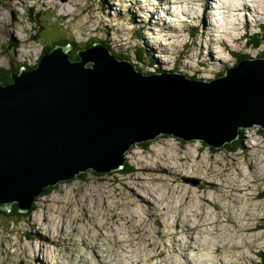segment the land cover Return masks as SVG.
I'll use <instances>...</instances> for the list:
<instances>
[{
  "label": "rangeland",
  "instance_id": "1",
  "mask_svg": "<svg viewBox=\"0 0 264 264\" xmlns=\"http://www.w3.org/2000/svg\"><path fill=\"white\" fill-rule=\"evenodd\" d=\"M68 1L0 0L2 73L35 68L59 41H71L63 44L71 53L102 42L144 75L165 70L204 83L264 57V0L258 21L250 7L229 17L220 0H72L69 13ZM237 130L229 142L237 143L214 150L161 133L132 144L116 170L60 182L37 197L29 220L0 217V264H261L264 129Z\"/></svg>",
  "mask_w": 264,
  "mask_h": 264
},
{
  "label": "water",
  "instance_id": "2",
  "mask_svg": "<svg viewBox=\"0 0 264 264\" xmlns=\"http://www.w3.org/2000/svg\"><path fill=\"white\" fill-rule=\"evenodd\" d=\"M78 55L59 45L0 84L1 209L17 202L28 211L46 187L90 168L116 170L132 144L161 133L219 147L239 127L264 129V57L204 83L144 75L100 42Z\"/></svg>",
  "mask_w": 264,
  "mask_h": 264
},
{
  "label": "trees",
  "instance_id": "3",
  "mask_svg": "<svg viewBox=\"0 0 264 264\" xmlns=\"http://www.w3.org/2000/svg\"><path fill=\"white\" fill-rule=\"evenodd\" d=\"M38 21V20H37ZM36 30L39 32L40 31V24H38V26L36 27ZM138 34H142V30H140L139 32H138ZM191 34H194V32L192 31V33ZM61 40V39H60ZM94 43V42H93ZM253 43V42H252ZM63 44H72V42L71 41H68V42H65V43H62V42H60L59 41V45H63ZM92 44V43H91ZM91 44H89V45H91ZM104 44V43H103ZM105 45V44H104ZM107 48H109L110 49V47L108 46V45H105ZM17 47V46H16ZM79 45L77 46V52H75V51H73L72 53L71 52H69V54L71 55V59L72 60H76V59H79V55H78V50H79ZM49 50H51V49H49L47 46H46V48L44 49V52H47V51H49ZM114 55H116V56H118L119 57V59L120 60H130L129 59V57L128 56H125V55H122V54H120V53H113ZM251 56L250 55H243V56H240L238 59L240 60V59H244V58H250ZM74 58V59H73ZM21 67L22 66H17L16 67V69H15V71H9L8 73H2V71H4V70H6V69H4V68H2L1 70H0V83L1 84H7L8 82H10V81H12V76H13V74H18V73H20V71H21ZM136 67H138L137 65H136ZM139 68V67H138ZM143 72H146V70H143V69H141ZM228 70V69H227ZM226 70V71H227ZM163 72H166L165 70L163 71ZM147 74H151L150 73V71H148V72H146ZM226 73V72H225ZM6 74V75H5ZM5 75V76H4ZM224 75V74H223ZM222 75V76H223ZM221 77V76H220ZM193 78H196V76H193ZM259 127V130L260 131H263L262 129H263V127H261V125H259L258 126ZM260 128H262V129H260ZM164 136H167V135H164ZM168 136H174V137H177V138H179V139H181L179 136H176V135H174V134H168ZM150 140H153V139H150ZM146 141V142H150V143H152L153 141ZM202 141V140H201ZM237 141L238 140H234V141H232V143L233 142H236L237 143ZM203 143H205L206 145H208L205 141H202ZM139 143V142H138ZM232 143H229V141L227 140L226 141V143L223 145V146H228V145H230V144H232ZM211 147H213V146H210V148ZM214 148H216V147H213V148H211V149H213L214 150ZM94 169H92V168H90V169H88V170H86V171H82V172H80V173H78L75 177H73L72 179H70V180H63L62 182H67V181H71V180H74V179H78V178H83L86 174H87V171H93ZM124 170V168H122V169H120V171L122 172ZM95 171V170H94ZM57 184H59V182L57 183ZM57 184H55V185H52V186H49V187H46L45 189H44V191H43V195H47V194H50L51 192H53V190H55V188H56V186H57ZM37 207H36V204H33V206L31 207V209L30 210H28V211H20V209H19V205H18V203L17 202H15V203H13L12 205H11V207L9 208V209H7V210H4V209H1V207H0V217H2V219H4V218H7V217H9L10 218V220H12V221H17V222H20L21 220H23V219H25L26 221L27 220H29L28 218H27V216H28V213H30V211H32V210H35ZM261 264H264V257L262 258V263Z\"/></svg>",
  "mask_w": 264,
  "mask_h": 264
},
{
  "label": "bare ground",
  "instance_id": "4",
  "mask_svg": "<svg viewBox=\"0 0 264 264\" xmlns=\"http://www.w3.org/2000/svg\"><path fill=\"white\" fill-rule=\"evenodd\" d=\"M71 1L72 0H69L67 3H63L62 4V9H64L66 12H68V6H69V4H71ZM167 2H169L170 0H166ZM195 1V0H194ZM229 1V2H228ZM252 1V0H251ZM251 1L250 0H238V2H240L239 4H238V2H234V3H232L231 2V0H220V2L218 3V7H219V9L220 8H222L223 9V11H222V13L224 12V13H226L227 12V10L226 9H229V12H230V14H229V17H235L236 18V16H235V13L236 12H238V11H244V9H246L247 7H250L252 10V13H251V15H253L254 14V16H255V19H256V21H258L260 18H261V15H262V4L260 3V1L259 0H253V4H251ZM26 2V1H25ZM176 2H178V0H176ZM226 2V3H225ZM134 4H138L137 2L135 3V2H133ZM159 4V3H158ZM157 4V5H158ZM238 4V5H237ZM156 5V6H157ZM198 5V4H197ZM220 5V6H219ZM146 6V5H145ZM190 6H192V5H190ZM202 6L203 7H205V4L203 3L202 4ZM158 7V6H157ZM217 7V8H218ZM139 8H140V10H143V7L142 6H139ZM159 8V7H158ZM186 9V8H185ZM70 12V11H69ZM68 12V13H69ZM221 12V11H220ZM219 12V13H220ZM74 13V12H73ZM147 13V12H146ZM183 13H185V15L187 16V17H189V18H192L193 16H194V14H193V16H192V14H191V12H189V11H183ZM221 14V13H220ZM134 15V14H133ZM212 15H214V14H212ZM247 15H248V13H247ZM200 16V15H199ZM161 17H164V15H161ZM146 20H145V22H147L148 24H150L152 21H153V12L151 11V10H149V13L147 14V16H146ZM214 18H215V15H214ZM214 18H213V20L212 21H210V27L212 26V24H213V21H214ZM221 18V17H220ZM234 18V19H235ZM251 18V17H250ZM188 18H186V19H183L182 20V22H184L185 20H187ZM234 19L232 20L233 21V24H234ZM138 20V19H137ZM219 19H217V21H218ZM239 20H241V19H239ZM219 23H223L224 21H221L220 22V20L218 21ZM150 27H152V26H150ZM230 27V26H229ZM231 27H232V25H231ZM206 28V27H205ZM145 29V28H144ZM151 29H153V28H151ZM174 36V35H173ZM173 39V38H172ZM119 42V41H118ZM205 44V43H204ZM207 45H209V44H212L211 42H208V43H206ZM148 47V46H147ZM145 48V47H144ZM71 52V51H70ZM139 58H141V57H139ZM74 59V58H73ZM258 59H261V60H263L262 58H258ZM79 60H81V57H80V59ZM233 68H236V67H233ZM229 69H232V68H229ZM228 69V70H229ZM226 73H227V71H226ZM225 73V74H226ZM224 74V75H225ZM219 148V147H218ZM222 221V220H221ZM94 248H96V246L94 245L93 246ZM96 250V249H95ZM183 252H186L185 250L186 249H181ZM110 257V259H112L113 258V256H109ZM109 259V258H108ZM124 259V258H123ZM127 259V258H126ZM124 261V260H123ZM204 261H206V260H204ZM115 263V262H114ZM113 263V264H114ZM206 263H207V261H206Z\"/></svg>",
  "mask_w": 264,
  "mask_h": 264
},
{
  "label": "clouds",
  "instance_id": "5",
  "mask_svg": "<svg viewBox=\"0 0 264 264\" xmlns=\"http://www.w3.org/2000/svg\"><path fill=\"white\" fill-rule=\"evenodd\" d=\"M50 51V50H49ZM48 52V51H47ZM45 53V52H44ZM124 61H127V60H124ZM60 183V182H59Z\"/></svg>",
  "mask_w": 264,
  "mask_h": 264
}]
</instances>
